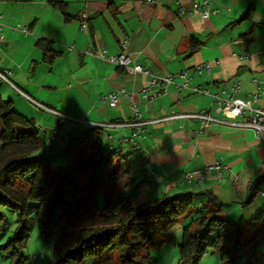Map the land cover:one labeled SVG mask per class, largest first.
Returning <instances> with one entry per match:
<instances>
[{"label":"crops","instance_id":"0c3cea01","mask_svg":"<svg viewBox=\"0 0 264 264\" xmlns=\"http://www.w3.org/2000/svg\"><path fill=\"white\" fill-rule=\"evenodd\" d=\"M64 1L66 14L51 0H0V21L4 24L0 70H11V80L18 88L58 111L95 124L130 122L134 120L130 99L121 96L116 107L100 99L121 88L134 94L143 119L210 108V95L176 86L155 100H146L141 91L148 76L130 74L84 52L106 48L111 54H119L125 38L129 39L131 65L140 64L157 75L187 70L192 77L191 87L215 93L230 90L233 82L240 81L242 90L236 96L247 98L257 90L253 78L264 82V0H257L247 19L240 18L248 8V0H213L212 7L218 12L206 19L199 13H178L179 2L190 8L199 0H158V4L141 0ZM83 13L87 14L86 19ZM83 22H87V29L82 28ZM18 25L30 32L25 34ZM195 40L200 41L199 46L192 51L190 45ZM41 42L53 48L48 54H54L51 60ZM201 63H209L210 71H197ZM1 92L16 99L17 108L35 119L45 137L57 126L56 116L36 107L9 83L3 82ZM255 106H264V95ZM84 126L76 124L69 132ZM200 128L201 122L195 118L168 119L143 127L136 139L148 151L152 169L142 170L141 158L134 155L142 176L138 183L142 196L134 203L179 192L205 197L210 193L224 204L225 215L237 221L250 219L264 205V184L249 200L251 183L264 174V141L253 129L228 123L211 124L202 132ZM133 132L130 126L107 127L104 135L106 141L124 151H133L127 140ZM66 141L60 139L43 151L58 153ZM217 160L231 167L223 180L211 176L201 182L184 181L186 171ZM234 174L239 176L238 183L234 182ZM145 178L151 179L146 186L142 183Z\"/></svg>","mask_w":264,"mask_h":264},{"label":"trees","instance_id":"16d2710c","mask_svg":"<svg viewBox=\"0 0 264 264\" xmlns=\"http://www.w3.org/2000/svg\"><path fill=\"white\" fill-rule=\"evenodd\" d=\"M248 1L240 19L250 18L255 10L257 0ZM51 3L66 14L64 0ZM199 42H191L192 51ZM41 45L51 60L54 54H48L53 48L49 43ZM4 81L0 77V257L4 264L28 262L24 248L35 228L45 241L55 238L54 264L86 258H94L91 264H158L151 250L167 243L178 244L177 264H201L209 252L217 254L221 264H264V205L250 219L237 221L223 213L224 204L210 193L205 197L179 192L135 204L126 195L134 181L135 151L106 141L101 126H84L68 131L61 150L64 159L56 160L60 152L43 151L48 147L47 135L41 134L35 119L21 112L13 98L3 97ZM263 184L264 174L251 183L249 200ZM100 191L105 193L104 207L98 201ZM117 204L121 209L114 212ZM184 218L189 220L177 243L173 229Z\"/></svg>","mask_w":264,"mask_h":264},{"label":"built area","instance_id":"2783aa9c","mask_svg":"<svg viewBox=\"0 0 264 264\" xmlns=\"http://www.w3.org/2000/svg\"><path fill=\"white\" fill-rule=\"evenodd\" d=\"M149 4H158V0H141ZM213 0H199L195 1L190 8L184 7L179 2L178 13L182 16H191L192 14L199 13L203 18H209L213 14L217 13L218 10L212 7ZM82 17L87 18V14L83 13ZM3 22L0 21V42L4 40L3 35ZM83 29L88 28L87 22H83ZM20 29L25 34H28L29 28L21 27ZM129 39L125 38L121 42L122 51L119 54H111L108 49H86L84 52L90 54L95 58H100L110 63H114L119 67L124 68L130 74L141 73L149 77L147 85L142 89L141 93L143 98L146 100H155L158 96L166 93L171 86H176L178 89L188 88L196 93L208 94L212 97L211 106L208 110L197 111L194 113H180L173 114L167 117H156L151 119H143L142 114L139 110L137 102L134 100V94L127 91L125 88H121L117 91H113L107 94L101 95V101L109 104L112 107H116L119 104L120 97L124 96L132 101V110L134 112V120L130 122H113V123H89L82 117L71 116L65 112L58 111L46 104L40 102L36 98L27 94L18 88L11 80L12 71L11 70H0V77L3 78L7 83L16 88L28 101L33 103L36 107L45 110L58 118L57 127L47 134V146L49 147L53 143H57L60 139H68V131L72 129L76 124H86V126H101L104 129L107 127H121L130 126L134 129L130 138H127L131 142L133 151H135L142 162V170L147 171L152 169V164L150 161V156L148 151L142 146V144L137 141V137L141 136V131L145 125L150 123H156L168 119L176 118H195L199 119L201 122V128L199 132H202L203 128L211 124H224L228 123L234 126L244 127L253 129L256 135L264 141V106H255V103L264 95V82L258 78H253L252 83L256 85L257 90L253 92L249 97L243 98L236 96V93L242 90L241 82L235 81L231 84L230 90H221L215 93H211L206 88L201 87H191L190 81L192 77L189 75L187 70H182L176 73H168L166 75H157L153 73L148 68L136 64L131 65V58L127 52ZM73 48V46H68V49ZM197 71L211 69L209 63H201L196 67ZM215 112L217 114H222L225 118H219L212 114ZM242 119V120H238ZM112 137L111 135L109 136ZM231 172V167L221 160H217L214 163L208 164L202 168H197L191 171H186L184 174L185 182H201L209 177H214L216 180H223L225 173ZM148 173V172H147ZM155 174V171H153ZM156 179H160V176L156 175ZM151 182L150 178H145L142 182L145 186ZM240 181L239 176L234 174V182L238 183ZM156 183V181H154ZM154 183V184H155ZM264 195V192L262 193ZM35 260L45 259L44 253L40 255L33 256Z\"/></svg>","mask_w":264,"mask_h":264},{"label":"rangeland","instance_id":"374dc122","mask_svg":"<svg viewBox=\"0 0 264 264\" xmlns=\"http://www.w3.org/2000/svg\"><path fill=\"white\" fill-rule=\"evenodd\" d=\"M5 98H8V95L4 94ZM14 100V98H13ZM16 101V99H15ZM17 107H19L17 104H15ZM19 109V108H18ZM20 110V109H19ZM21 111V110H20ZM23 111V110H22ZM21 111V112H22ZM55 116V115H54ZM104 139H105V135ZM43 149V148H42ZM62 150V149H61ZM59 151L60 154L56 160L60 161L63 160V154ZM43 152V151H41ZM134 169L132 171V176L134 178L133 183L130 185V187L126 191V195L131 198L133 203L137 198H140L142 196L141 194V189L137 187V184L141 180L142 176L139 170V164L137 162H134L133 164ZM98 201L101 207H104L106 204V199H105V193L104 191H100L98 193ZM121 209V204H117L112 210L114 212H119ZM230 219L232 217L228 216ZM188 218H184L181 220L180 224H178L174 229V235L176 237V240L178 238L177 243L180 242L181 240V232H182V226L188 222ZM234 220V219H232ZM55 245V238L45 241L41 236L38 228H35L31 234V237L29 238V241L27 245L25 246L24 250L26 254L30 256L28 262L26 264H54L53 262V249ZM153 256L158 258V264H177L179 260V250H178V244H173V243H167L164 244L160 248H154L151 250ZM41 253H44L45 259H38L35 260L33 256L35 255H40ZM211 252L205 254L201 264H221L217 254H210ZM94 261V258H86L82 262H70L68 264H91ZM5 261L3 258L0 257V264H4ZM244 264V263H241Z\"/></svg>","mask_w":264,"mask_h":264}]
</instances>
